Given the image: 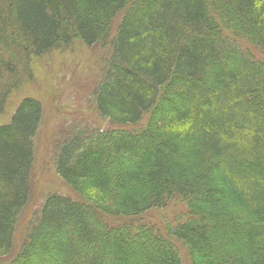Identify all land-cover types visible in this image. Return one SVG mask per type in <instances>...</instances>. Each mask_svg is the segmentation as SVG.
I'll return each mask as SVG.
<instances>
[{
  "label": "trees",
  "instance_id": "trees-1",
  "mask_svg": "<svg viewBox=\"0 0 264 264\" xmlns=\"http://www.w3.org/2000/svg\"><path fill=\"white\" fill-rule=\"evenodd\" d=\"M212 1L0 0V114L31 54L76 41L111 51L91 93L110 128L70 138L54 161L80 200L48 196L7 264H183L175 245L189 264H264V0ZM42 112L24 98L0 126V257L28 201ZM172 201L184 218L161 229L104 221ZM128 240L148 251L131 255Z\"/></svg>",
  "mask_w": 264,
  "mask_h": 264
},
{
  "label": "rangeland",
  "instance_id": "rangeland-1",
  "mask_svg": "<svg viewBox=\"0 0 264 264\" xmlns=\"http://www.w3.org/2000/svg\"><path fill=\"white\" fill-rule=\"evenodd\" d=\"M206 2L210 8L213 6L212 0ZM119 18L112 22L111 37L114 35L113 31L117 27ZM101 44L85 47L76 41L66 48L60 47L40 58L31 54L27 59V73L21 72L17 85H14V94H11L10 100L4 105L6 107L4 113L0 114L1 126L8 123L16 106L24 98L39 101L43 111L40 126L33 139L35 163L32 170L31 190L27 204L16 219L11 250L0 257V261L4 264L9 263L19 254L24 235L48 196L57 194L80 200L58 177L54 161L61 145L70 138L77 134L92 135L110 128L108 121L97 114L91 97L92 91L98 87L104 76V64L111 54L110 48ZM146 118L142 121V125L146 122ZM225 208H232V204L228 203ZM183 212L182 204L172 201L166 208L151 211L138 218L117 220V218L105 217L104 221L112 226H120L117 232L126 234L128 231L125 225L129 227L147 225L161 229L167 223L180 222L181 218H184ZM112 236L105 232L107 243L112 242ZM166 240L169 241L168 238ZM131 242L133 241L128 240V243H125L131 255L139 254L137 257H143L142 251H148V247L137 248L130 244ZM174 247L182 263L189 264L186 250L179 245Z\"/></svg>",
  "mask_w": 264,
  "mask_h": 264
}]
</instances>
